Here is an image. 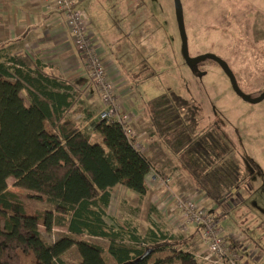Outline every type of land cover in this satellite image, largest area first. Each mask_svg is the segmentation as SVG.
<instances>
[{
	"label": "trees",
	"instance_id": "obj_1",
	"mask_svg": "<svg viewBox=\"0 0 264 264\" xmlns=\"http://www.w3.org/2000/svg\"><path fill=\"white\" fill-rule=\"evenodd\" d=\"M129 7L136 9V3ZM136 24L135 37L147 33L144 21ZM8 62L12 65L0 62V264H66L62 257L74 247L81 264H207L175 247L161 228L142 237L134 227L126 237L115 223H106L117 186L145 197L150 191L147 176L165 175L121 126L99 124L96 140L94 133L65 120L81 96L72 82L40 61L11 57ZM146 104L152 135L177 157L178 170L194 188L218 206L212 214L220 220L223 204L244 189L256 165L249 158L243 163L219 128L200 129L192 100L168 92ZM10 180L28 198L47 201L55 211L29 212L22 197L9 190ZM41 225L48 232L57 227L67 233L48 243ZM81 236L107 239L109 245L77 238ZM157 251L170 254L159 257Z\"/></svg>",
	"mask_w": 264,
	"mask_h": 264
},
{
	"label": "rangeland",
	"instance_id": "obj_2",
	"mask_svg": "<svg viewBox=\"0 0 264 264\" xmlns=\"http://www.w3.org/2000/svg\"><path fill=\"white\" fill-rule=\"evenodd\" d=\"M130 2L136 3V9L129 7ZM181 2L190 57L213 54L221 58L233 72L239 89L251 99H258L264 92V0ZM78 5L90 23L91 32L96 35V45L105 61L117 66L126 78L128 88L125 90L129 95L125 102L132 110L138 111L140 117V127L136 130L138 138L152 147L158 161H162L159 163L172 169L178 167L177 157L158 136L152 135L146 103L164 93L175 92L192 100L198 107L200 129L219 128L233 143L242 162L249 158L256 165V172L244 189L223 204L226 211L225 208L224 212L221 211L224 214L219 224L226 238L239 233L251 235L261 243L259 250L264 255V101L252 104L239 97L227 72L214 60L204 59L195 64L186 61L174 0H78ZM140 20L148 26L147 33L140 32L142 36L135 37L132 29ZM75 83L81 96H77L76 104L65 120L82 126L88 116L101 111L102 103L90 79ZM85 91H88L87 95H84ZM19 190L29 212L55 211L47 201L32 200L27 197L28 193ZM180 190L191 193L194 189L182 186ZM167 206L170 209V204ZM124 211L125 217L134 218L133 222L145 233L149 226L145 211L133 215L129 210L120 209L122 215ZM166 222L172 227L169 220ZM234 229V232H225ZM40 231L48 243L63 235L58 228L48 232L41 227ZM245 244L251 243L247 241ZM255 245H251L255 248L251 259L254 258L253 264H262L263 256L253 247ZM243 246L239 247V253ZM203 248L207 252L200 259L211 264L214 258L205 243ZM155 254L166 257L170 251ZM240 255L243 261L250 257V253ZM62 258L66 264H81L77 247Z\"/></svg>",
	"mask_w": 264,
	"mask_h": 264
},
{
	"label": "crops",
	"instance_id": "obj_3",
	"mask_svg": "<svg viewBox=\"0 0 264 264\" xmlns=\"http://www.w3.org/2000/svg\"><path fill=\"white\" fill-rule=\"evenodd\" d=\"M53 4L54 0H0V62L12 65V63L8 62L9 58L21 57L26 59L29 63L40 61L42 65L48 66V71L54 72L57 76L70 82L73 79V83L76 81L79 82L81 79H89L85 75L83 59L75 47L73 37L67 30L62 15L54 11ZM87 94L88 91H85L84 95ZM132 111L135 113L138 112L136 110L134 111V109ZM88 121L89 120H84L81 127L83 128ZM132 127L136 132L140 127V119L138 121H133ZM94 138L97 140L100 137L94 133ZM138 140L144 146V152L152 162L155 170L165 175L166 178L172 179L173 187L177 193L189 195L191 193L200 192V190L194 188V184L185 172L178 170L177 167L172 169L167 164L159 163L162 161H158L157 155L152 151V147L148 146L145 140L142 141L139 138ZM156 175L158 174L152 172L147 176L146 180L150 191L145 197H140L122 186H117L112 192L111 204L107 210V217L105 220L106 223L109 226L116 224L115 228L123 229L126 232L124 233L126 237H130V229L134 227H137V232L142 237L151 236L153 235V231L156 232L157 229L161 228V230L167 232L166 237L174 241L176 244L175 247L191 252L201 261L200 256L207 252L203 250L204 241L201 233L199 231H190L184 234L167 225L166 221L169 220L170 222V218L173 215L171 214V216H169V213L164 214L163 212L161 203L165 201L167 193L166 189L160 183L154 181ZM159 176L160 175H158V177ZM10 181L12 183L9 185V190L21 196L22 191L15 187L16 181ZM182 186L194 190L191 191V193H187L185 190H180ZM24 193L27 192L25 191ZM129 198H132L133 201L129 202ZM119 205H121V207ZM207 205L214 207L209 201ZM224 208L225 205H223L220 211H226V208L223 211ZM120 209L129 210L133 215L141 213V210L145 211L149 223L146 232L143 233L138 228L133 222L134 218L131 220L125 217V211L124 215H122ZM168 210L173 213L171 209L167 208V211ZM163 222L166 225H164ZM41 227L44 226L41 225L40 228ZM54 228L56 229L57 227ZM58 229L62 231L63 235L67 233L66 230L62 228ZM234 231L235 229L225 232L230 233ZM40 232L42 234V231ZM245 236L247 240L249 239L248 241L251 245L256 244L258 246L255 245L253 247H256L258 250L262 247L261 243L252 238L251 235L245 234ZM77 238L100 244L106 248L109 245L107 239L99 237L81 236ZM104 243L105 245H103ZM235 246H237L236 248L239 251L242 245ZM259 252L261 253V250H259ZM240 253L248 255L243 249ZM261 256H263L261 258L264 260V255L262 253ZM243 262L245 264H253L254 258L251 259V257H249L244 259ZM262 264H264V262Z\"/></svg>",
	"mask_w": 264,
	"mask_h": 264
},
{
	"label": "built area",
	"instance_id": "obj_4",
	"mask_svg": "<svg viewBox=\"0 0 264 264\" xmlns=\"http://www.w3.org/2000/svg\"><path fill=\"white\" fill-rule=\"evenodd\" d=\"M78 6V0H54L53 4L54 11L62 15L75 47L82 55L85 75L93 83L102 103L101 111L89 120L83 129L94 133L99 124L119 125L125 129L135 147L144 151V146L132 127V122L138 121L140 117L125 102L126 96L129 95L125 90L128 88L126 78L117 66L105 61L96 45V35L91 32L90 23ZM154 181L166 189L167 198L161 203V207L167 214V204H170L173 212L170 224L173 229L184 234L199 231L208 252L214 258L211 264H244L235 245H244L243 251L250 253V257L254 255L255 248H251V244H245L248 241L245 234L229 235L227 238L224 236L219 219L216 218L218 215L212 214L218 206H208V199L202 191L181 195L175 191L171 178L156 175Z\"/></svg>",
	"mask_w": 264,
	"mask_h": 264
},
{
	"label": "water",
	"instance_id": "obj_5",
	"mask_svg": "<svg viewBox=\"0 0 264 264\" xmlns=\"http://www.w3.org/2000/svg\"><path fill=\"white\" fill-rule=\"evenodd\" d=\"M174 5H175V12H176V18H177V22H178V26H179V31H180V35H181V39H182V43H183V53H184V57H185L186 61L189 64H195V63H198L204 59L214 60L227 72L229 79L231 81L232 87H233L235 93L239 97H241L244 101L250 102L252 104H257V103L264 101V92L258 99H251L246 94H244L239 89V87L236 83V80H235V76H234L233 72L230 70L228 64L226 62H224L221 58L217 57L216 55L205 54V55H201V56L196 57V58L190 57L189 49H188V38H187L185 22H184L183 6H182L181 0H174Z\"/></svg>",
	"mask_w": 264,
	"mask_h": 264
}]
</instances>
